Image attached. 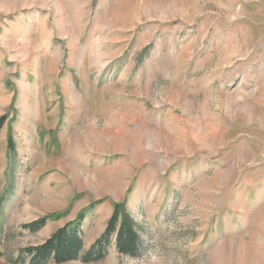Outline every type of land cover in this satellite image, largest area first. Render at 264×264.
<instances>
[{"label": "rangeland", "instance_id": "1", "mask_svg": "<svg viewBox=\"0 0 264 264\" xmlns=\"http://www.w3.org/2000/svg\"><path fill=\"white\" fill-rule=\"evenodd\" d=\"M1 117L0 264L122 202L88 264H264V0H0Z\"/></svg>", "mask_w": 264, "mask_h": 264}, {"label": "trees", "instance_id": "2", "mask_svg": "<svg viewBox=\"0 0 264 264\" xmlns=\"http://www.w3.org/2000/svg\"><path fill=\"white\" fill-rule=\"evenodd\" d=\"M6 124V117L0 118V133ZM81 215L75 222L58 229L43 244L29 247L19 255L21 261L30 258L29 264H65L81 260L84 263L102 261L108 255L113 242L116 250L124 256L136 257L141 253L142 241L138 226L125 202L114 205L112 216L104 233L83 252L84 240ZM47 218L39 219L24 226V229L36 233L46 226Z\"/></svg>", "mask_w": 264, "mask_h": 264}]
</instances>
